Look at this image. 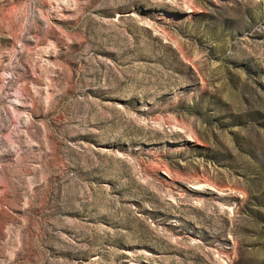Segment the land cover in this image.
<instances>
[{
	"label": "rangeland",
	"instance_id": "rangeland-1",
	"mask_svg": "<svg viewBox=\"0 0 264 264\" xmlns=\"http://www.w3.org/2000/svg\"><path fill=\"white\" fill-rule=\"evenodd\" d=\"M0 264H264V0H0Z\"/></svg>",
	"mask_w": 264,
	"mask_h": 264
},
{
	"label": "bare ground",
	"instance_id": "bare-ground-1",
	"mask_svg": "<svg viewBox=\"0 0 264 264\" xmlns=\"http://www.w3.org/2000/svg\"><path fill=\"white\" fill-rule=\"evenodd\" d=\"M194 190H196L197 192H198V190H199V187H195V189Z\"/></svg>",
	"mask_w": 264,
	"mask_h": 264
}]
</instances>
